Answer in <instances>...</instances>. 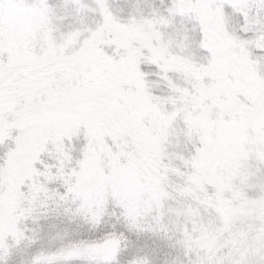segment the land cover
<instances>
[{"label":"snow or ice","instance_id":"snow-or-ice-1","mask_svg":"<svg viewBox=\"0 0 264 264\" xmlns=\"http://www.w3.org/2000/svg\"><path fill=\"white\" fill-rule=\"evenodd\" d=\"M0 264H264V0H0Z\"/></svg>","mask_w":264,"mask_h":264}]
</instances>
